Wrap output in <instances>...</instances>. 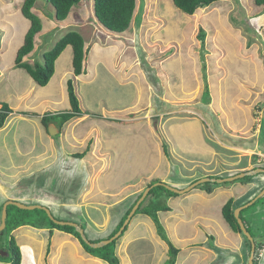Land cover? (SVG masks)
<instances>
[{
    "label": "rangeland",
    "instance_id": "374dc122",
    "mask_svg": "<svg viewBox=\"0 0 264 264\" xmlns=\"http://www.w3.org/2000/svg\"><path fill=\"white\" fill-rule=\"evenodd\" d=\"M22 3L23 0H0V42L4 44L3 62L10 63L7 58L17 54V48L23 43L28 31L27 24L29 23L28 27L30 26V22L21 13ZM93 6V0H81L72 8L68 17L60 21L55 17V7L51 2L37 0L33 12L42 22V31L36 35L34 51L32 55L25 57V61L33 63L36 60H41V55L68 31H77V29L83 28L87 45L91 43L93 30L90 29L89 23H97L98 27L104 30L102 29L104 25L98 23L95 16L93 20L88 21V18L93 16ZM81 9L84 11L80 13ZM132 20L134 22L122 34L123 41L126 46L130 43L135 46L139 61L134 62V71L138 72L137 75H143L141 72L144 69L147 72V77H152L150 79L154 83L156 92L154 101L157 108L161 105V94H163L165 87L178 83L180 79L181 69L180 65H177L180 64V59L177 57L168 61L171 66L166 69L165 73L171 74L175 71L176 74L172 75L171 79H166V83L162 82L163 79L160 75H154L159 69L158 64L151 65V60L162 58L160 50L156 49L157 44L168 43L167 49L170 47V43L177 40L170 39L171 28L177 31L173 32L178 38L189 41L190 47H192L191 53L195 52L194 55H199L200 59L205 55L208 58L203 60L200 69L204 70L205 66V75L207 76V70L211 73L206 78L209 84H205L209 88V93L204 95V92L200 104L193 106L195 109L194 117H190L191 114L187 113H175L176 115L171 117L169 115H172V112L163 118V122L158 123L152 120V127L156 128V135L160 143L154 141V137L149 132L143 133L137 130H141L142 120L131 122L130 127L132 128L130 130L126 127L122 129L126 131L127 137L116 143L113 142L111 150H100L103 152L101 159L104 163L102 169L105 173L100 172L101 169L97 174H93L91 170L92 168L96 169L97 165L100 167L102 162L96 161L92 156H88L89 158L87 157L82 161L74 157L73 153L76 152L74 150L80 147L79 143L76 139L65 140L63 133L56 135V137L53 136V138L59 141L63 139L67 145L65 144L64 147L59 145V149L52 148L51 152H47L46 149L40 152L35 149L32 150L35 145H33L34 136L31 133L20 136V138L15 134H10L8 137L2 136L0 140V144H2L0 146V204L8 199L23 204L44 205L51 202L46 206L53 209L52 215L56 219L67 218L69 220L66 221L72 222L77 220L89 241L105 240L116 234L123 226L121 223L127 214L125 209L138 198V195L134 193L135 186L140 191L149 184L163 182L173 188L184 189L204 177L225 178L241 173L227 171V168L220 166L218 162L221 160L218 158V154L215 161L212 157L215 156V152L226 150L221 139L228 143L235 141V139L243 142L239 137L248 135V124L252 119H254L253 129H258L260 120H263L259 139L264 145V6L256 5L255 0H220L197 9L194 14H187L175 5L174 0H137ZM133 29L134 33H132ZM201 30L204 31L203 39H201V32H203ZM155 31L159 32L154 34ZM113 32L119 34V32ZM148 36L152 41H149ZM135 37L139 40L135 41ZM17 43L18 46H16ZM93 52L96 51H92V55L90 53L88 59L90 65L94 59ZM208 63L210 68L207 67ZM117 66L116 63V66H110V69L118 73L122 67L119 66L118 68ZM188 72L190 69L188 71L186 69L184 78L187 77L191 83L192 75ZM85 77L90 76L85 75L82 80ZM118 77V80L122 79L120 74ZM9 78V76L5 77V81ZM218 78L225 80L227 86L219 88ZM119 82H113V78H111L110 85L106 89L99 84L98 80L93 84H87L84 81L77 84V88L81 92L80 99L82 101L79 100L81 107L86 103L95 112H105V109L99 106L103 102L104 105L110 106L111 110L107 113L111 117L118 115L119 112H128L139 92L137 87L139 80L134 76L131 84L122 85L125 83L124 80ZM197 84L196 91L193 93L194 101L203 92H197L200 83ZM222 92L223 95L220 100ZM242 99L257 104L259 107L250 111L243 109L244 106L241 107ZM183 102L185 104L190 103L187 100H183ZM209 103H213L215 106L209 107ZM65 106L60 105L62 108ZM116 106L119 108L118 111L114 110ZM127 106H129L128 111L125 108ZM51 107L49 109L52 111L53 108ZM37 111L40 112V110ZM252 115L254 118H251ZM91 120L87 117L78 129L86 132ZM242 124L246 125L243 126ZM158 127L159 129H157ZM115 129L116 127L110 126L104 130V133H115ZM98 135L96 130L90 132L91 137L97 138ZM235 135L239 136L234 138ZM247 142L249 143V140ZM7 145L8 147L4 148ZM15 145L20 149L14 148ZM163 150L168 152L164 154ZM244 152L250 151L244 150ZM94 153L96 159H99V154ZM207 160L214 163L207 165L204 163ZM108 161L110 166L114 165L111 169H106ZM94 175L97 178H94ZM245 181H248L247 177L222 183L206 181L183 193V196L180 194V196H186L194 188H200L199 190H206L209 193L219 190V193H222L223 188L232 189L241 182L245 183ZM131 191L133 193L128 195ZM239 193L238 190L236 197L233 194L238 202L249 196V192L244 193L243 197L238 196ZM168 194L167 191L160 188L154 200L159 201L161 205L170 207V210L164 212L163 217L160 218L161 221L164 217L166 219L165 223L162 221L166 239L162 238L164 242L154 250V253H157L155 258L148 257L151 255L149 253L150 248H147L149 244L140 245L144 242V228L139 227V223L149 221V217L140 211L132 216L126 230L116 239V245L109 247L111 256L120 255L118 257L120 264L143 262L139 259L151 260L154 261L152 264H158L162 262V259L165 262V258L166 264H170L169 260L173 253H170L168 241L179 248L182 245V242L176 241L173 231H170L171 222H174L171 219L173 212L170 211H175L179 204V209L185 208L187 210L186 214L211 215L213 221L200 219L197 223L194 221L195 226L194 223L182 221L176 227L177 233L192 234L196 229L201 233L209 231L212 235H218L224 241L222 245L226 248L222 246V248H218L219 257L211 263L232 264L235 262V250H232L228 245L230 241H234L232 240L233 235L230 231L224 235V228L227 227L221 208V204L226 203L227 199L233 196L231 197L230 193L222 194L216 201L211 200L210 203L206 202L202 205L201 203L190 202L189 198L178 203L181 197L172 198ZM118 197L121 199L116 205L112 201ZM170 198L171 200H169ZM263 199L264 196L259 199V202ZM60 202L62 205L58 204ZM63 202L66 204L63 205ZM182 209L180 210L183 211ZM1 210L2 207L0 219ZM15 211H17L16 208H11V215ZM26 214L31 215V219L28 218V221L31 220L30 222L33 223L34 220L41 221L42 219L41 222H44V225L49 223L47 216L51 218L47 213L46 216L44 211L29 210ZM262 215H264V209ZM34 223L37 225L38 222L35 221ZM259 226L264 229V221ZM249 228L252 236L255 237L256 229L253 226H249ZM12 231L5 228L0 233V247H4L5 251L8 249L7 245H9L10 239L15 236ZM141 237L143 238L141 239ZM128 240L131 241L129 245H127ZM210 241L214 243L212 237ZM255 241L257 242L258 238ZM144 251L147 254L145 256L142 255ZM222 257L224 258L222 259Z\"/></svg>",
    "mask_w": 264,
    "mask_h": 264
},
{
    "label": "crops",
    "instance_id": "0c3cea01",
    "mask_svg": "<svg viewBox=\"0 0 264 264\" xmlns=\"http://www.w3.org/2000/svg\"><path fill=\"white\" fill-rule=\"evenodd\" d=\"M82 11L84 10L81 9L80 13ZM94 16L97 22L100 23L95 15L93 6V16H90L88 18V21L93 20ZM26 20L30 22L28 19ZM132 22L134 21L132 20ZM28 24L27 29L29 28ZM89 24L90 29L92 28L93 30V35L91 37L92 40H90L91 43H88V45L87 40L85 39L86 35L83 33V28L77 29V31L82 34L85 41L86 56L84 61L83 72L80 75L75 76L73 67V48L71 45H68L62 51L60 56L56 59L54 74L48 84L45 86L39 85L26 69L13 66L16 55L7 58L10 60V63H7L6 61L3 62L4 44L0 42V108L2 104L5 103L11 109V112L9 113L4 125L0 128V140L2 136L8 137L10 134H15L20 138V136L26 135L27 133H31V135L34 136L33 145H35L33 146L34 148L32 150L35 149L36 151L40 152L41 150L45 151L46 149L47 152H51L52 148L55 149L56 147L59 149V145H61L62 147L65 146L66 143L63 141V139H60L59 141L53 138V136L56 137V135L63 133V138L65 140L76 139L79 143L80 147L74 150L76 151L75 153H73L74 157L82 161L85 160L88 156H92V158L96 161L102 162V165L100 167H98L97 165L96 169L92 168L91 170L93 174H97L98 171H100L102 167H104L103 160L101 159L103 158V152H101L100 150H111V144L113 142L116 143L117 141H120L127 137L126 131L122 129L126 127L128 128V130H130L132 128L130 127L131 122L142 120L141 130L137 128L136 129L139 132L143 133L149 132L154 137L153 140L158 141V143H160V140L156 135V128L152 127V120H155V122L158 123L163 122V118L168 116L172 112L173 114L169 115L171 117L173 115H176L175 113H187L191 114L190 117H194L193 114H195V109L193 108V106L195 107L196 105H199L201 102V98H203L205 94L209 93V88L205 86V84H209L206 78L207 76H210L211 73L207 70L206 76L204 73L206 67L204 66V70L200 69L203 64V60L208 59L206 58V55L200 59L199 55H194L195 52L191 53L190 50L192 49V47H190L189 41H184L182 40V38H178L174 33L177 31L174 28H171L172 35L170 39L177 40H175L173 43H170V47L167 49L166 46L168 43L163 42V44H157L156 49L160 50L162 58H155L151 60V65L155 66L158 64L159 69H157V74L154 73V75H160L163 79L162 82L166 83V79H171V76L176 74L175 71L171 72V74L165 73L166 69L171 66L168 61H171L172 58L175 59L177 57L180 59V64H177L180 65L181 69L180 79L178 83L170 84L167 88L165 87L163 94H161V105L159 106V108H157L154 101V97L156 95L154 83L152 79H150L152 77L148 78L146 75L147 72L144 71V69H142L141 73L143 75L141 76L137 75V71H134V62H139L137 58L138 56L133 43H130L128 46H126L125 42L123 41L122 34H124V31L119 32L118 34L114 33L112 30L106 28L105 26H103L102 28L104 30H101V28L98 27L97 23ZM91 24L93 25L91 26ZM158 32L155 31L154 34H157ZM132 33H134V29ZM138 40L139 39L135 37V41ZM149 41H152L151 38H149ZM22 44H20L19 47ZM16 46H18V43ZM19 47L17 48V51ZM92 51L96 52H93L94 59L92 58L93 63H91L92 65H90V61L88 59L90 53L92 55ZM32 52L29 55H32ZM40 61H43V55H41ZM119 62L121 63L120 65ZM116 63L118 64V68L119 66L122 67V70L118 71V73L110 69V66L115 67ZM207 67L210 68L209 63L207 64ZM186 69L187 71L190 69V72H188V74L192 75L193 80L191 83H189L187 77L184 78L186 74ZM118 74L121 75V80H118ZM85 75H89L90 77H85V79L82 80V77ZM7 76H9L10 78L9 80L5 81V77ZM134 76L136 79L139 80V83L137 84L139 92L135 97V102L130 107L129 111V106L125 107L128 112H119L118 115L111 117L107 113L111 110L110 106L104 105L103 102L99 106H102L103 109H105V112H95L91 109L90 106L86 105L85 103L81 107L84 111V114H82L81 116L73 117L65 123L61 124V118H53L54 120L51 119L49 121L43 120L44 116H52L68 112L72 109L71 106H69L70 100L67 89L68 80L71 78L74 79L76 92L78 91L77 94L79 100H81V92L78 90L77 84H81L82 81L86 82L87 84H93L96 80H98L99 84H101V86L106 89V87L110 85L109 81L111 78H113V82L118 81V83H120L119 81L124 80L125 83H123L122 85H125L131 84ZM197 83H200V88L197 90V92H203L197 97L196 101H194L193 93L196 91V87L198 86ZM217 83L219 88L221 86H227L225 80H223L222 78L220 80L218 78ZM203 93L204 95L202 96ZM222 95L223 92L222 94H220V100L222 99ZM180 100L182 102L183 100H187L190 103L185 104V102L182 103ZM62 104L66 106L64 108L60 107V105ZM254 105L255 104H252L246 99H242L241 101V107L244 106L243 109H249V111L259 107L257 104L255 106ZM50 106H52L51 108H53L52 111L49 109ZM208 106L210 107L215 105L212 103ZM87 109H89L90 111H88ZM37 110H40V112H38ZM114 110L118 111L119 108L116 106ZM130 114L131 116H129ZM87 117L91 118L92 120L88 123L89 127L86 132H82L78 129V127L80 125H83ZM171 117H169L170 120ZM251 118H254L253 115ZM111 119L112 121H110ZM260 121L261 123H259V128L253 129L254 126L252 123L254 122V119H252V121L248 124V135H245L244 137L242 136V138L241 136L239 137L243 140V142L235 139V141L228 143L227 141H223V139H221L226 150L224 152H215V156L212 157L214 161L217 158L216 155L218 154V158L221 160L219 162L217 161L219 165L227 168V171H234L237 173L252 170L257 167H264V145L259 139L263 120ZM242 125L244 126L246 124ZM110 126H112L113 128L116 127V132L104 133V130L108 127L110 128ZM49 128H52V130L54 131L53 135L50 134ZM157 129H159V127ZM92 130L98 131L99 135L97 136V138L90 136V132ZM243 130L245 132L244 127ZM235 136L236 137L234 138H237V136L239 135ZM252 139L253 141H251ZM247 140H249V143L247 142ZM1 145L2 144H0V146ZM7 147L8 145L4 146V148ZM15 147H17V145H15L14 148ZM244 150H249L250 152H244ZM254 150H257L258 152H255ZM94 152H97L99 154V159H96ZM166 152L168 151L165 150L163 153L166 154ZM79 153H83L84 155H78ZM108 163L109 161L107 162L106 169H111L114 165L110 166ZM204 163L207 165H211L214 162H212L211 160H207ZM100 172L105 173L103 169ZM253 176L254 178H252L251 180L245 181V183L241 182L240 184H238V186H234V188L232 189L223 188L222 193H219V190H215L213 193L210 191L212 193L211 194L209 193V191L207 192L206 190H199L200 188H194L192 192L187 193V195L184 197H182V194V196L178 194V196H172V198L181 197L178 203L181 200L189 198L190 202L201 203L203 205L206 204V202L210 203L211 200L216 201L220 198V195L222 194L230 193L231 197L233 196V194L236 197V193L239 190L240 193L238 196L243 197L244 193L249 192V196L243 198L241 202H238V200L234 198V196L232 198H229L233 199L236 207H238L252 200L264 188V173H258ZM94 178H97V176L94 175ZM145 189L143 188L140 191L142 192ZM140 191L135 186L134 193L138 195ZM132 193L133 191H131L128 195ZM120 199L121 198L118 197L112 202L117 205L119 204ZM229 199H227V201ZM169 200H171V198ZM6 201H9V199ZM6 201L0 204V209ZM258 202L259 201L255 202L254 205L252 204L253 206L248 209L249 211L245 210L242 214L240 213V215L243 216L249 226H253L256 229V236L254 238H258L259 241L263 242V245L260 248V253L258 254L257 258V264H263L264 229H262L263 227H258V225L262 221H264V215H262V211L264 209V199L260 201L261 203L259 202L260 204ZM223 203L221 204V208L225 204ZM48 204H51V202H48L44 205H40L47 207L52 213L53 209L51 207L46 206ZM58 204L62 205L61 202ZM64 204L66 203L63 202V205ZM179 206L180 205L178 204L177 209H175V211H170L173 212L171 214V219L174 220L173 223L171 222L172 225L170 231H173L176 241L178 240V242H182V245H180L181 248L177 247L179 249V252L176 256L175 264H214L211 262L214 260L216 261L219 257L218 248L224 247V245H222V242L224 241L221 240L220 236L212 235L209 231H206V233H201L198 232L196 229L193 231L192 234L183 232L177 233L176 229V227L182 221H186L189 223H194V221H196L197 223L200 219L211 220L212 216H200L194 214L192 215V213L188 215L186 214L187 210L185 208H180L184 211L183 212L179 209ZM128 208L125 209V212H127ZM164 212L166 211H159V219L163 217ZM246 212L248 213L246 214ZM145 215L149 217V221L139 223V227L144 228V238L141 237V239L143 238L144 242L140 243V245H143L144 243L149 244L147 245V248H150L149 253L151 255L148 257L155 258L157 253H154V250H156L158 245H162V242H164V240L162 239L163 237L159 233L157 225L153 221V219L149 215ZM61 220L69 219L61 218ZM74 221L80 224L79 221ZM162 221L164 223L166 222L165 217L162 219ZM225 223L227 228H224V235L228 234V231H230V233H232L233 235L232 240L234 241H230V243L228 244L232 250H235L234 255H236V258L234 257V259L236 261L233 263L247 264L251 251V246L248 245L246 239L244 238V236H242V234L233 231L226 221ZM195 225L196 224L194 223V226ZM215 230L217 231L218 229ZM12 232L15 235V243L21 251L20 264H112L110 260L104 257L101 253H93L89 251L80 238L66 230H61L55 227H51L49 225H45L44 227H37L34 225L26 224L15 228ZM211 237L214 239V243H211ZM98 240L92 241L95 242ZM130 240H128L127 245L130 244ZM4 249V247H0V264H9L11 262L9 254L8 251H5ZM142 255L145 256L147 254L144 251ZM117 257H120V255H117ZM224 257H222V259ZM139 260L143 262H138V264L154 263V261L151 260ZM163 260L164 259H162V262L158 264H166V258L165 262ZM129 264H131V262ZM218 264L220 263L218 262Z\"/></svg>",
    "mask_w": 264,
    "mask_h": 264
},
{
    "label": "trees",
    "instance_id": "16d2710c",
    "mask_svg": "<svg viewBox=\"0 0 264 264\" xmlns=\"http://www.w3.org/2000/svg\"><path fill=\"white\" fill-rule=\"evenodd\" d=\"M36 1L37 0H23L22 6H21V13L30 21V26L28 28V31L25 34L23 44L19 47L17 51L14 65L16 67H21V68L26 69L39 85L45 86L48 84V82L50 81L51 77L54 74L56 59L60 56L62 51L68 45H71L73 48L74 74L75 76L80 75L84 70L86 49H85L84 38L82 34L78 31H68L67 33H65L58 41L55 42V44L50 49L44 52L43 61L36 60L33 63H29L25 61V57L28 56L35 48L36 35L42 31V22L40 18L33 12V7ZM48 1L51 2L53 6L55 7V17L58 20H64L68 17L72 8L76 4H78L81 0H48ZM216 1H220V0H174V3L183 12L187 14H194L197 11V9L210 5ZM136 3H137V0H94V12H95V15L98 21L102 23L106 28L112 31L122 32V31H125L132 22L135 9H136ZM255 4L258 6H264V0H255ZM203 37H204V31L201 32V39H203ZM67 89H68V95H69V100H70L72 109L68 112H64V113H60V114H56L52 116L50 115L44 116L43 117L44 121L61 118V124H62L70 120L73 117L81 116L82 114H84V111L80 105L78 94L76 92L74 79L71 78L68 80ZM10 112H11L10 107L7 104L3 103L0 108V128L4 125ZM78 155L83 156L84 154L79 153ZM246 177L248 181L254 178V176L252 175H247L245 176V178ZM148 186H151V190L149 191L145 199L140 203L134 215H136L139 211L149 215L153 220L156 221L155 223L163 239H166V235H164L165 227L163 223L160 221L158 213L159 211H168L170 210V207L167 205H161L159 201H154V200L156 199L157 191L160 188L167 191L169 193L168 194L169 197L173 195L177 196L178 193L173 192L162 185L153 186V184H149ZM142 193L143 191L138 194V198L129 206L126 217L131 211L132 207L137 202V200L141 197ZM11 208H16L17 210L14 212L13 215H11V212H10ZM235 208H236V205L234 203V200L229 199L222 207V214H223L225 221L230 226V228L233 231L238 232L242 234V236H244V234L241 231L240 225L234 216ZM248 208L243 209L241 211V214ZM34 210L37 212L44 211L43 209H34ZM7 211H8V215H7V220H6V228L8 230L12 231L17 227H20L26 224L34 225L37 227L45 226L44 222H41L42 219L41 221L40 220L33 221V223L37 221L38 222L37 225H35V223L33 224L32 222H30L31 220L28 221V218L31 219L30 218L31 215L26 214L27 211H29L27 209H21L15 205H10L8 206ZM47 217L49 219V223H47V225L61 229V230H66L68 232L75 234L78 238L82 240V242L84 243V245L89 251L93 253H101L104 257L108 258L112 264H120L118 257L111 256L110 254L111 251L109 250L110 246L116 245V241H117L116 239L103 247L93 248V247H90L81 238V235L79 234V232L76 231V229L73 226L57 224L49 216ZM241 217L248 231L251 233L249 225L246 223V220L243 218L242 215ZM125 218L123 217V221L121 225H123ZM127 227L128 226H126L124 230H126ZM244 238L246 239L248 245L251 246L250 240H248L245 236ZM254 241H255V238H254ZM168 242H169V247H170L169 248L170 253H173V256L170 258L169 263L175 264L176 256L179 252V249L172 242L170 241ZM255 243H256V249H255L254 264H257L258 254H259L260 248L263 245V242L258 240L257 242L255 241ZM7 248H8L7 249L8 254L10 256L9 258L11 261L9 264H20L21 251L19 247L16 245L14 241V237L10 239L9 245H7Z\"/></svg>",
    "mask_w": 264,
    "mask_h": 264
},
{
    "label": "water",
    "instance_id": "95a60500",
    "mask_svg": "<svg viewBox=\"0 0 264 264\" xmlns=\"http://www.w3.org/2000/svg\"><path fill=\"white\" fill-rule=\"evenodd\" d=\"M49 132L52 135L54 134V131L52 130V128H49ZM258 173H264V167H257V168H254L252 170L244 171V172H241V173H239L237 175L230 176V177H225V178L204 177L203 179L195 181L194 183L190 184L188 187H186L184 189H176V188H173V187H171V186H169V185H167V184H165L163 182H157V183L153 184V186L162 185V186L166 187L167 189H169V190H171L173 192H176L178 194H183V193L191 190L193 187L197 186L198 184H200L202 182L211 181V182L222 183V182H225V181H233L235 179L242 178V177H245L247 175H252L253 176V175H256ZM150 190H151V186L147 187L143 191L141 197L137 200V202L135 203V205L132 207L131 211L129 212L127 218L125 219V221L123 223V226L121 227V229L116 234H114L112 237H110L108 239H105V240H101L99 242H91V241H89L87 236H86V234H85V232H84V229L82 228V226L80 224H78L77 222L56 219L52 215L51 211L45 206H42L40 204H23V203H20V202H17V201H13V200L6 201L3 204V206H2V210H1L2 216H1V220H0V232L2 233L3 230L6 228V220H7V214H8L7 208H8L9 205H15L18 208L27 209V210L43 209V210L46 211L47 214H49L51 216V219L55 223L60 224V225H70V226H73L74 228H76L77 232H79V234L81 235V238L90 247L100 248V247H103V246L107 245L108 243L112 242L113 240L117 239L121 235V233L123 232L124 228L129 224L132 216L135 214V212H136L137 208L139 207L140 203L145 199V197L148 195ZM262 196H264V188L252 200L248 201L247 203H245V204H243L241 206L236 207L235 210H234V216H235L237 222L240 225L242 233L251 242V251H250V255H249L247 264H254L256 243L254 241V238H253L252 234L248 231L244 221L242 220V217H241L240 213H241V211L243 209L249 207L250 205H252L256 201H258Z\"/></svg>",
    "mask_w": 264,
    "mask_h": 264
},
{
    "label": "clouds",
    "instance_id": "9594fccd",
    "mask_svg": "<svg viewBox=\"0 0 264 264\" xmlns=\"http://www.w3.org/2000/svg\"><path fill=\"white\" fill-rule=\"evenodd\" d=\"M257 202V201H256ZM254 204V203H253ZM251 206V205H250ZM248 208V207H247ZM246 209V208H245ZM34 210V209H33ZM8 215V214H7ZM254 238V237H253ZM256 249V248H255Z\"/></svg>",
    "mask_w": 264,
    "mask_h": 264
},
{
    "label": "bare ground",
    "instance_id": "6f19581e",
    "mask_svg": "<svg viewBox=\"0 0 264 264\" xmlns=\"http://www.w3.org/2000/svg\"><path fill=\"white\" fill-rule=\"evenodd\" d=\"M85 144V143H84Z\"/></svg>",
    "mask_w": 264,
    "mask_h": 264
}]
</instances>
